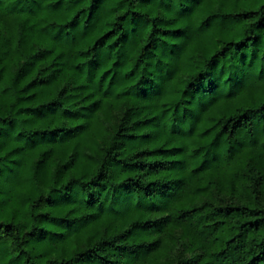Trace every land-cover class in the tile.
<instances>
[{
    "label": "trees",
    "instance_id": "trees-1",
    "mask_svg": "<svg viewBox=\"0 0 264 264\" xmlns=\"http://www.w3.org/2000/svg\"><path fill=\"white\" fill-rule=\"evenodd\" d=\"M0 264H264V0H0Z\"/></svg>",
    "mask_w": 264,
    "mask_h": 264
}]
</instances>
